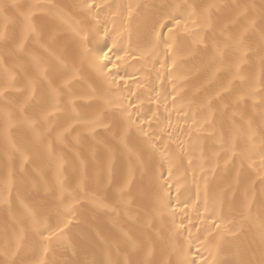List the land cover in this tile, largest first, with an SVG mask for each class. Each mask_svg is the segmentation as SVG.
<instances>
[{
  "label": "snow or ice",
  "instance_id": "6c2138e0",
  "mask_svg": "<svg viewBox=\"0 0 264 264\" xmlns=\"http://www.w3.org/2000/svg\"><path fill=\"white\" fill-rule=\"evenodd\" d=\"M0 264H264V0H0Z\"/></svg>",
  "mask_w": 264,
  "mask_h": 264
}]
</instances>
